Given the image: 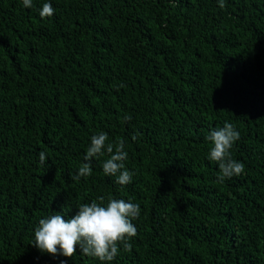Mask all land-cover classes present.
I'll list each match as a JSON object with an SVG mask.
<instances>
[{
  "label": "trees",
  "instance_id": "trees-1",
  "mask_svg": "<svg viewBox=\"0 0 264 264\" xmlns=\"http://www.w3.org/2000/svg\"><path fill=\"white\" fill-rule=\"evenodd\" d=\"M44 2L0 0V264H102L31 244L39 219L109 198L140 206L111 264H264V0ZM225 122L245 169L220 182L206 137ZM101 131L125 141L130 184L109 154L74 178Z\"/></svg>",
  "mask_w": 264,
  "mask_h": 264
},
{
  "label": "clouds",
  "instance_id": "clouds-1",
  "mask_svg": "<svg viewBox=\"0 0 264 264\" xmlns=\"http://www.w3.org/2000/svg\"><path fill=\"white\" fill-rule=\"evenodd\" d=\"M24 8H32L33 0H22ZM223 9L226 0H217ZM55 12L51 0H45L39 9L41 17H51ZM131 116H125L128 121ZM136 139L135 136L132 137ZM206 139L210 142L207 159L216 162L219 168L218 181L224 182L244 172L243 162L233 159L231 150L240 139V132L233 124L225 122L222 127L212 129ZM108 134L104 131L94 134L83 156L84 163L77 169L75 179L92 174L93 158L109 154L102 164L106 176H114L116 183L127 185L132 182L134 173L125 166L128 152L125 141L116 144L108 142ZM39 161L43 165L47 161L46 153H39ZM102 200V198H101ZM140 214V206L130 200L109 198L107 202L81 204L78 211L70 218L62 212H54L41 219L34 228L32 246L41 253L54 257H72L79 249L80 253L93 257L102 264H111L118 255V244L125 249L130 248V239L136 235L137 228L132 220ZM63 264V261H61Z\"/></svg>",
  "mask_w": 264,
  "mask_h": 264
},
{
  "label": "bare ground",
  "instance_id": "bare-ground-1",
  "mask_svg": "<svg viewBox=\"0 0 264 264\" xmlns=\"http://www.w3.org/2000/svg\"><path fill=\"white\" fill-rule=\"evenodd\" d=\"M257 3V2H256ZM247 4V3H246ZM260 4V3H259ZM251 5V4H250ZM263 5V7H264V4H262ZM244 6H246V5H244ZM249 6V5H248ZM258 6V5H257ZM260 6V5H259ZM248 13H249V11H248ZM253 13V12H252ZM247 14V13H246ZM259 14V13H258ZM262 15H264V14H262ZM254 16V15H253ZM248 17V16H247ZM241 18V17H240ZM246 18V17H245ZM251 18V17H250ZM263 19V18H262ZM236 20H238V19H236ZM241 20V19H240ZM260 20V19H259ZM261 21V20H260ZM249 22V21H248ZM262 22H263V20H262ZM258 23V22H257ZM250 24H252V23H250ZM249 24V25H250ZM259 24V23H258ZM244 26V25H243ZM248 26V25H247ZM230 28V27H229ZM252 28V27H251ZM240 29V28H239ZM253 29V28H252ZM254 30V29H253ZM264 30V29H263ZM240 31H242L241 29H240ZM255 31V30H254ZM230 32V31H229ZM241 34V33H240ZM263 37V36H262ZM258 39V38H257ZM262 40H263V38H262ZM3 41H5V39L3 40ZM258 41V40H257ZM261 42V41H260ZM243 43V42H242ZM246 44V43H245ZM241 45V44H240ZM238 47V46H237ZM256 47H258L257 45H256ZM241 49V48H240ZM256 49V48H255ZM254 49V50H255ZM242 51V50H241ZM250 56V55H249ZM252 57V56H251ZM248 58V57H247ZM252 60V59H251ZM250 62V61H249ZM221 72V71H220ZM223 74V73H222ZM193 75V74H192ZM134 99V98H133ZM246 115H248V114H246ZM101 116V115H100ZM241 119V118H240ZM240 123H241V121H239ZM250 126V125H249ZM252 126V125H251ZM243 128H244V124H243V126H242ZM241 128V127H240ZM249 128V127H248ZM106 129V128H105ZM237 129H239V128H237ZM91 133V132H90ZM247 133V132H246ZM248 141V140H247ZM19 142V141H18ZM249 142V141H248ZM80 143V142H79ZM82 143V142H81ZM241 143H242V141H241ZM243 147V146H242ZM18 150V149H17ZM18 155V154H17ZM16 157V156H15ZM107 157H109V156H107ZM2 158V157H1ZM79 158V157H78ZM174 158H175V156H174ZM177 158V157H176ZM179 159V158H178ZM177 159V160H178ZM14 160V159H13ZM17 160V159H16ZM75 160H77V159H75ZM74 162V161H73ZM77 162V161H76ZM178 162V161H177ZM176 162V163H177ZM212 162V161H211ZM210 162V163H211ZM12 164H14V163H12ZM74 164V163H73ZM205 164H207V163H205ZM170 165H172V164H170ZM174 166V165H173ZM3 168V167H2ZM94 168V167H93ZM263 168V167H262ZM12 169V168H11ZM17 170V169H16ZM69 170V169H68ZM67 170V173H69V171ZM96 170V169H95ZM164 170H166V169H164ZM14 172V171H13ZM148 172V171H147ZM159 172H161V170H159ZM166 172V171H165ZM25 173V172H24ZM141 173V172H140ZM214 174H215V172H214ZM14 175V174H13ZM156 175V174H155ZM7 176V175H6ZM15 176H17V175H15ZM147 176V175H146ZM85 178V177H84ZM89 178V177H88ZM150 178H151V175H150ZM236 179V178H235ZM7 180V179H6ZM12 180V179H11ZM16 180V179H15ZM82 180V179H81ZM153 180V179H152ZM112 181V180H111ZM116 181V180H115ZM235 182V181H234ZM151 183V182H150ZM3 184V183H2ZM5 184V183H4ZM150 186H151V184H149ZM217 185V184H216ZM224 185V184H223ZM77 186V185H76ZM114 186V185H113ZM145 186H147V185H145ZM117 187V186H116ZM137 188V187H136ZM150 188V187H149ZM148 188V189H149ZM117 189V188H116ZM212 189V188H211ZM210 189V190H211ZM2 190V189H1ZM145 190H146V188H145ZM154 190V189H153ZM163 190V189H162ZM74 191V190H73ZM155 191V190H154ZM214 192H215V190H214ZM152 193V192H151ZM166 194H168V192L166 193ZM33 195V194H32ZM154 196V195H153ZM217 196V195H216ZM225 196V195H224ZM213 197V196H212ZM208 198V197H207ZM133 202V201H132ZM217 203V202H216ZM150 207V206H149ZM144 208V207H143ZM148 208V207H147ZM147 213V212H146ZM151 216V215H150ZM134 222V221H133ZM237 225V224H236ZM239 225V224H238ZM149 236V235H148ZM13 245V244H12ZM148 247V246H147ZM176 247V246H175ZM163 253V252H162ZM165 253V252H164ZM8 258V257H7ZM6 259V258H5ZM122 259H123V256H122ZM8 260V259H7ZM29 261V260H28ZM33 261V260H32ZM34 262V261H33ZM32 262V263H33ZM83 262V261H82ZM23 263V262H22ZM79 263V262H78ZM164 263V262H163ZM167 263V262H166ZM15 264V263H14ZM83 264V263H82ZM88 264V263H87ZM165 264V263H164Z\"/></svg>",
  "mask_w": 264,
  "mask_h": 264
}]
</instances>
